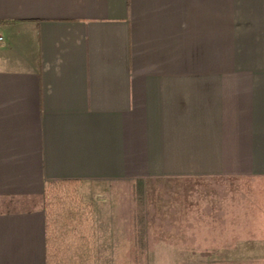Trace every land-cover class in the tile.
<instances>
[{"label": "crops", "instance_id": "1", "mask_svg": "<svg viewBox=\"0 0 264 264\" xmlns=\"http://www.w3.org/2000/svg\"><path fill=\"white\" fill-rule=\"evenodd\" d=\"M0 34V264H48L59 182L101 263L264 264V0H0Z\"/></svg>", "mask_w": 264, "mask_h": 264}, {"label": "rangeland", "instance_id": "2", "mask_svg": "<svg viewBox=\"0 0 264 264\" xmlns=\"http://www.w3.org/2000/svg\"><path fill=\"white\" fill-rule=\"evenodd\" d=\"M52 189V201L55 204L53 208L56 209L53 218L54 229L59 237L52 264H120L116 258L110 260L112 263H101L105 259L95 257L96 250L88 247L96 237H101L102 229L100 218L95 216L94 205L88 198L89 193L83 184L71 188L53 186ZM18 206V202L0 203L1 210L12 207L16 209ZM130 213L128 239L140 241L142 232L146 231L143 203L137 199V207ZM124 260H127V263L123 261L121 264H153L149 263L151 259L147 256H139V263H134L131 259Z\"/></svg>", "mask_w": 264, "mask_h": 264}, {"label": "trees", "instance_id": "3", "mask_svg": "<svg viewBox=\"0 0 264 264\" xmlns=\"http://www.w3.org/2000/svg\"><path fill=\"white\" fill-rule=\"evenodd\" d=\"M77 182H59L55 184V186H60V187H68L71 188L75 186ZM54 186V187H55ZM53 188V187H52ZM49 189L47 193V200H46V211H47V216L49 217V226H48V264L53 263V256L55 254V251L57 249V242H58V236H57V231L54 229V213L56 211L53 206L55 205L54 202L52 201V192L54 191L53 189ZM143 198H144V192H143V187L142 184L139 182V185H137V199L139 202L143 203ZM142 235H144V231L142 232Z\"/></svg>", "mask_w": 264, "mask_h": 264}, {"label": "built area", "instance_id": "4", "mask_svg": "<svg viewBox=\"0 0 264 264\" xmlns=\"http://www.w3.org/2000/svg\"><path fill=\"white\" fill-rule=\"evenodd\" d=\"M4 41L3 36L0 34V43H2Z\"/></svg>", "mask_w": 264, "mask_h": 264}]
</instances>
